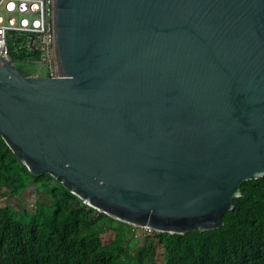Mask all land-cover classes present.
<instances>
[{"label": "water", "instance_id": "obj_1", "mask_svg": "<svg viewBox=\"0 0 264 264\" xmlns=\"http://www.w3.org/2000/svg\"><path fill=\"white\" fill-rule=\"evenodd\" d=\"M54 77L0 57V137L133 228L223 226L264 177V0H50Z\"/></svg>", "mask_w": 264, "mask_h": 264}, {"label": "trees", "instance_id": "obj_2", "mask_svg": "<svg viewBox=\"0 0 264 264\" xmlns=\"http://www.w3.org/2000/svg\"><path fill=\"white\" fill-rule=\"evenodd\" d=\"M28 188L48 197L27 221L0 204V264H158L147 261L154 256L148 247L129 252L123 229L132 237L137 228L89 208L49 175H31L0 137V196L17 198ZM233 204L218 229L151 232V244L162 247L165 264H264V177L243 182ZM115 222L121 231L111 241Z\"/></svg>", "mask_w": 264, "mask_h": 264}, {"label": "built area", "instance_id": "obj_3", "mask_svg": "<svg viewBox=\"0 0 264 264\" xmlns=\"http://www.w3.org/2000/svg\"><path fill=\"white\" fill-rule=\"evenodd\" d=\"M0 57L15 66L35 62L55 76L50 0H0Z\"/></svg>", "mask_w": 264, "mask_h": 264}, {"label": "rangeland", "instance_id": "obj_4", "mask_svg": "<svg viewBox=\"0 0 264 264\" xmlns=\"http://www.w3.org/2000/svg\"><path fill=\"white\" fill-rule=\"evenodd\" d=\"M17 67L22 72L29 75H36L39 77H45L47 75L46 69L35 62H20L17 63ZM3 192L5 191L3 190ZM47 197L48 194L42 189L36 191L35 188H28L17 198L11 193L6 192L3 196H0V204L11 209L17 219L22 220L21 216H24L23 221H27L29 216H27L26 213L28 214L31 210H34V208L37 207V204L43 203ZM112 228L113 230L108 232L111 241L114 239L116 232L119 233L121 231L120 226L116 222L112 224ZM123 230L125 232V239L129 240L128 248L131 254L137 252L141 248L148 247L150 253L154 252V256H149L147 261L149 263L156 262L158 264H165V255L163 254L162 247H159L156 244H151L154 239V235L151 232L143 229H135L133 236L130 237L127 229L125 228Z\"/></svg>", "mask_w": 264, "mask_h": 264}]
</instances>
